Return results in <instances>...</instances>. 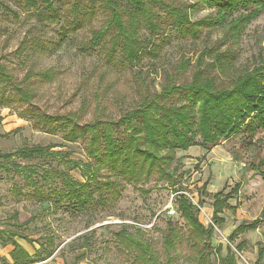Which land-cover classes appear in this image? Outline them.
I'll use <instances>...</instances> for the list:
<instances>
[{"label": "trees", "instance_id": "trees-1", "mask_svg": "<svg viewBox=\"0 0 264 264\" xmlns=\"http://www.w3.org/2000/svg\"><path fill=\"white\" fill-rule=\"evenodd\" d=\"M10 1L17 8L35 14L41 22L59 23L61 15V43L66 40L67 31L80 32L91 26L98 16H103L100 28L90 29V38L80 43L77 51L81 55L102 56L106 67L118 69L136 67L147 58L158 59L163 48L171 44L173 35L182 40L201 41L219 33L224 42L236 45L246 28L264 12V0H194L191 4L181 0H67L64 10L56 6V0ZM203 8L211 12L192 21L191 16ZM0 10L17 18L2 1ZM144 33L147 37L143 38ZM67 40L71 43V38ZM27 41L31 42L25 45ZM43 43L38 38H25L15 54L18 59H30L46 52L52 54L54 50L46 49ZM54 47L57 49L59 44ZM233 58L231 50L219 51L215 44L204 47L189 81L178 82L177 75L190 69L189 61L181 59L176 75L167 74L166 83L159 92L138 93L133 107L117 119L103 117L98 111L91 122H82L86 111L84 104L79 112L64 115L49 114L34 104L36 92L31 80L41 78L50 82L52 72L29 71L16 82L7 67L0 65V105L5 108L11 104L20 105L19 118L30 122L34 129L52 136L61 135L69 145L83 143L87 159H71L68 153L53 151V146L20 147L0 154V170L11 180L14 176L22 177L25 186L31 189L27 195L30 198L50 201L53 207L73 215L113 208L125 185H143L155 179L175 187L178 185V151L186 152L191 147L209 150L236 135L252 137L264 131V57H258L252 69L243 72L233 69ZM95 109L100 110L98 105ZM43 158L57 162L56 167L27 163L40 167L39 173L17 161ZM251 167L264 178V159ZM71 172L77 173L80 179L73 177ZM239 187L236 184L227 194L211 195L212 217L208 227L198 219L202 203L193 205L180 193L181 189L175 190L177 211L190 236L184 238L176 224H167L162 243L166 256L164 264H172L171 253L184 242L190 250L199 252L198 264L209 262L213 229L224 223L220 216L224 209L230 208L228 201L238 193ZM17 189L14 185L12 190L19 195ZM12 219L17 220V215ZM260 224L258 219L243 222L228 240L234 242L240 235L258 229ZM8 226L11 227L8 230L0 228V243L12 250L10 261L0 258L2 264H38L51 256L53 251L44 243H39L34 255H30L16 242L18 238L32 244L17 231L24 223L14 222ZM116 236L120 237L126 251L137 250V264H159L157 253L124 229ZM243 247L240 242L235 248L241 252ZM263 256L264 248L259 251L258 260ZM221 263L236 264L230 248Z\"/></svg>", "mask_w": 264, "mask_h": 264}, {"label": "rangeland", "instance_id": "rangeland-1", "mask_svg": "<svg viewBox=\"0 0 264 264\" xmlns=\"http://www.w3.org/2000/svg\"><path fill=\"white\" fill-rule=\"evenodd\" d=\"M0 1L17 14L14 19L0 10V65L7 67L16 82H20L29 71L52 72L50 82L41 78L31 80L36 92L34 104L49 114L60 115L79 112L84 104L86 111L82 122H91L98 111L103 117L119 118L122 112L133 107L138 93L145 90L159 92L166 83L165 76L176 75L181 59L189 61L190 69L177 75L178 82L189 81L195 61L204 47L215 44L219 51L231 50L234 53L233 69L237 72L252 69L258 57H264V12L246 28L236 45L224 42L219 33L201 41L182 40L173 35L171 44L163 48L158 59L147 58L136 67L118 69L106 67L102 56L81 55L77 51L80 43L90 38V29L100 28L105 19L103 16H98L91 26L80 32L67 31L66 40L61 43V15L59 23L41 22L35 14L17 8L10 0ZM66 1L56 0V6L64 10ZM193 1L181 0L186 4ZM210 12L203 8L192 15L191 20L203 18ZM142 37H147V33ZM25 38H38L46 49L54 51L52 54H36L38 56L30 59H18L15 51ZM67 38H71V43ZM53 44H59V47L55 49ZM25 53L28 54V50ZM96 105L100 110L95 109ZM20 109V105L11 104L6 108L0 105V154L20 147L53 146V151L68 153L71 159L87 160L83 143L69 145L64 143L61 135L52 136L34 129L30 122L19 118ZM176 158L177 186L170 187L155 179L143 185H125L113 208L88 215L68 214L62 208L53 207L50 201L39 202L30 198L27 195L31 189L25 186L22 177L14 176L11 180L0 170V228L8 230L11 228L9 223H24L17 231L28 237L32 244L16 238L22 248L34 255L39 243H44L53 251L48 259L38 264H75L77 260V264H137V250L126 251L121 246L122 240L116 236L122 229L148 245L157 253L159 264H164L166 256L162 243L167 224H176L184 238L190 236L177 211L175 190L181 189L180 193L193 205L202 203L198 219L208 227L212 217L211 195L227 194L239 184L238 193L228 201L230 208L224 209L220 216L224 223L213 229L206 264H222L221 259L228 248L234 254L236 264H264V256L257 260L259 251L264 248V178L251 167H256L264 159V131H258L252 137L236 135L209 150L191 147L186 152L178 151ZM17 161L39 173L41 169L37 164L56 167L57 163L48 158ZM71 175L80 179L75 172ZM14 185L18 187L19 195L13 192ZM13 215H17V220L12 219ZM256 219L261 220L258 229L240 235L234 242L228 240L236 227ZM240 242L244 245L241 252L235 248ZM11 250L12 247H3L0 243V258L10 261ZM171 258L172 264H198L199 252L190 250L184 242L171 253Z\"/></svg>", "mask_w": 264, "mask_h": 264}, {"label": "built area", "instance_id": "built-area-1", "mask_svg": "<svg viewBox=\"0 0 264 264\" xmlns=\"http://www.w3.org/2000/svg\"><path fill=\"white\" fill-rule=\"evenodd\" d=\"M171 214H174V212H173V211H171Z\"/></svg>", "mask_w": 264, "mask_h": 264}, {"label": "crops", "instance_id": "crops-1", "mask_svg": "<svg viewBox=\"0 0 264 264\" xmlns=\"http://www.w3.org/2000/svg\"><path fill=\"white\" fill-rule=\"evenodd\" d=\"M259 255V254H258ZM258 260V259H257Z\"/></svg>", "mask_w": 264, "mask_h": 264}]
</instances>
